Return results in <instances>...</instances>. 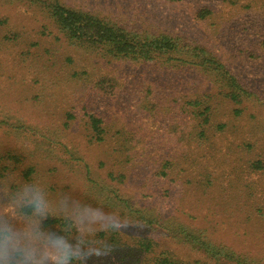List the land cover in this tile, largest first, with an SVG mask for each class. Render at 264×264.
Instances as JSON below:
<instances>
[{"label":"rangeland","instance_id":"374dc122","mask_svg":"<svg viewBox=\"0 0 264 264\" xmlns=\"http://www.w3.org/2000/svg\"><path fill=\"white\" fill-rule=\"evenodd\" d=\"M60 2L203 50L246 94L196 64L80 46L38 1L0 0V187L39 177L118 213L78 264H264V0Z\"/></svg>","mask_w":264,"mask_h":264},{"label":"clouds","instance_id":"9594fccd","mask_svg":"<svg viewBox=\"0 0 264 264\" xmlns=\"http://www.w3.org/2000/svg\"><path fill=\"white\" fill-rule=\"evenodd\" d=\"M49 218L60 222L58 231L44 226ZM120 219L102 203L53 197L39 177L0 187V264H78L85 249L104 246L99 236L111 235Z\"/></svg>","mask_w":264,"mask_h":264},{"label":"trees","instance_id":"16d2710c","mask_svg":"<svg viewBox=\"0 0 264 264\" xmlns=\"http://www.w3.org/2000/svg\"><path fill=\"white\" fill-rule=\"evenodd\" d=\"M46 8V14L53 25L69 40L80 46H90L101 48L104 52L113 57H125L133 60L143 61H168L171 60L182 63L185 67L198 65L201 72L216 74L220 83H225L226 87L234 92V99L246 92L239 86L233 76H228L229 71L225 69L212 56L201 50L202 55H194L192 48L186 44L165 36L141 38L136 34L127 32L107 21L100 20L86 13L65 8L60 0H36ZM164 2H175L178 0H161ZM197 50V49H196ZM197 58V59H195ZM196 60H200L198 63ZM90 123L96 129L99 120L91 117ZM59 223L58 220L48 219L44 226H52ZM148 250V247H145ZM157 264H174L163 258Z\"/></svg>","mask_w":264,"mask_h":264}]
</instances>
